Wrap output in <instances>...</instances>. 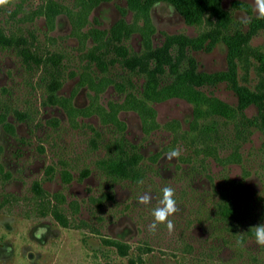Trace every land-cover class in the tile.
I'll return each instance as SVG.
<instances>
[{"label": "rangeland", "instance_id": "1", "mask_svg": "<svg viewBox=\"0 0 264 264\" xmlns=\"http://www.w3.org/2000/svg\"><path fill=\"white\" fill-rule=\"evenodd\" d=\"M165 186L180 211L149 232ZM257 224L252 0H152L147 17L130 0L0 6V264H264Z\"/></svg>", "mask_w": 264, "mask_h": 264}, {"label": "clouds", "instance_id": "2", "mask_svg": "<svg viewBox=\"0 0 264 264\" xmlns=\"http://www.w3.org/2000/svg\"><path fill=\"white\" fill-rule=\"evenodd\" d=\"M9 0H0V6L7 5ZM253 12L257 19H264V0H252ZM239 23L247 25L250 23V18L247 15H241ZM180 155L179 150L173 149L167 154V159L171 160ZM137 183L142 184L143 180H138ZM162 198L159 201V206L152 210L153 222L148 225L149 232H155L158 224H165L169 232L174 228L173 222L169 220V216L180 211L175 200V189L171 186H165L161 189ZM151 194L144 193L138 197V203L148 204L151 202ZM254 241L258 246H264V224H257L254 226ZM238 247L243 246V238L236 240Z\"/></svg>", "mask_w": 264, "mask_h": 264}, {"label": "trees", "instance_id": "3", "mask_svg": "<svg viewBox=\"0 0 264 264\" xmlns=\"http://www.w3.org/2000/svg\"><path fill=\"white\" fill-rule=\"evenodd\" d=\"M130 1H131L132 4H134V9H135L136 13H138V14L144 16V17H147L149 6H150V3H151L152 0H130ZM171 2L173 4H175L176 7H179L176 2H174V1H171ZM183 14H184V12H183ZM184 15H186V14H184ZM54 81L55 80H52L50 82V84H55ZM54 87H56V86H54ZM54 87L51 86L50 88H52V90H54ZM116 160L114 161V165L118 166L119 164L115 163ZM117 161H120V160H117Z\"/></svg>", "mask_w": 264, "mask_h": 264}]
</instances>
